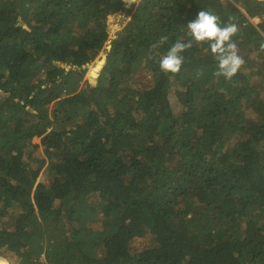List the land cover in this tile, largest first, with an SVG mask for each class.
<instances>
[{
  "label": "trees",
  "instance_id": "trees-1",
  "mask_svg": "<svg viewBox=\"0 0 264 264\" xmlns=\"http://www.w3.org/2000/svg\"><path fill=\"white\" fill-rule=\"evenodd\" d=\"M201 10L231 81L194 40L159 67ZM261 44L264 0H0V264H264ZM103 52L95 88L58 67Z\"/></svg>",
  "mask_w": 264,
  "mask_h": 264
},
{
  "label": "clouds",
  "instance_id": "clouds-1",
  "mask_svg": "<svg viewBox=\"0 0 264 264\" xmlns=\"http://www.w3.org/2000/svg\"><path fill=\"white\" fill-rule=\"evenodd\" d=\"M129 3H135V0H128ZM191 40L185 42L183 39H177L168 49L167 53L160 57L159 67L164 73L177 74L181 71L185 58L183 53L193 46V40L197 43H207L211 53L218 62V70L215 76H223L231 81L237 75L245 61L239 54L237 43L233 37L237 34L236 24L228 23L222 26V22L217 15L201 10L196 19L187 23ZM167 36H161L153 48L163 46L168 41ZM264 51V44L260 45Z\"/></svg>",
  "mask_w": 264,
  "mask_h": 264
},
{
  "label": "rangeland",
  "instance_id": "rangeland-1",
  "mask_svg": "<svg viewBox=\"0 0 264 264\" xmlns=\"http://www.w3.org/2000/svg\"><path fill=\"white\" fill-rule=\"evenodd\" d=\"M125 2L128 4V7L130 8L132 3H129L128 0H125ZM135 2H136V0H135ZM126 21H127V18L124 14H117V15L109 18V28H110L112 40H114V37H115L117 31L120 30L125 25ZM106 59H107V54L105 52H103L100 55L95 56L92 59H90V61L86 60L85 63L83 64L88 68L89 74L91 72L96 73L97 78L95 81L97 82V84H98L99 74L102 71V69L106 63ZM98 66L100 67L99 71H97ZM58 67H62V66L58 65ZM88 77H90V75H88ZM88 77L87 76L85 77L86 80L90 79ZM36 144H39L38 140H34L33 142H31V145H36ZM180 244L186 245L187 247L190 246V243L185 241V240H182Z\"/></svg>",
  "mask_w": 264,
  "mask_h": 264
},
{
  "label": "bare ground",
  "instance_id": "bare-ground-1",
  "mask_svg": "<svg viewBox=\"0 0 264 264\" xmlns=\"http://www.w3.org/2000/svg\"><path fill=\"white\" fill-rule=\"evenodd\" d=\"M201 60L200 59H189V60H185L183 65L189 66V67H193L196 65H200L201 64ZM62 67V72L66 73L67 75H74V74H79L82 76H87L90 75V79H88L90 81V83L92 84V86L95 88L97 86V82L95 81L97 76L95 72H91L90 74L88 73V68L81 64V63H68L65 65H61ZM100 70V67H97V71ZM183 249H188V247L186 245H181Z\"/></svg>",
  "mask_w": 264,
  "mask_h": 264
}]
</instances>
